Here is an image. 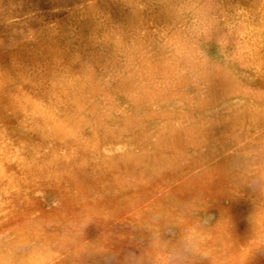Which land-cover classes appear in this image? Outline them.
Segmentation results:
<instances>
[{
	"label": "rangeland",
	"instance_id": "374dc122",
	"mask_svg": "<svg viewBox=\"0 0 264 264\" xmlns=\"http://www.w3.org/2000/svg\"><path fill=\"white\" fill-rule=\"evenodd\" d=\"M259 188L264 0H0V262L264 264Z\"/></svg>",
	"mask_w": 264,
	"mask_h": 264
},
{
	"label": "clouds",
	"instance_id": "9594fccd",
	"mask_svg": "<svg viewBox=\"0 0 264 264\" xmlns=\"http://www.w3.org/2000/svg\"><path fill=\"white\" fill-rule=\"evenodd\" d=\"M251 188V186H250ZM253 191V199L251 200L253 208L256 205V198L257 197H264V188L259 189H252ZM249 220L252 224H262L264 221V209L252 214L249 217ZM195 230H189V233L184 237L182 244L180 247L173 249L172 251L168 252L166 257H161L162 260H167L169 264H182V258L189 252L198 251V245L196 243V237L194 234ZM115 258H110L111 261ZM142 256H137L135 253H131L126 258V264H142ZM0 264H7V261L0 262ZM19 264H37V262L32 258L31 254L27 255L20 259Z\"/></svg>",
	"mask_w": 264,
	"mask_h": 264
}]
</instances>
